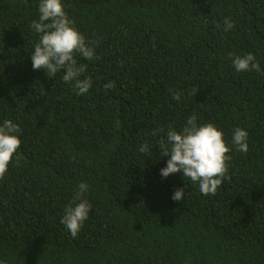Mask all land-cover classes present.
<instances>
[{
	"label": "trees",
	"instance_id": "1",
	"mask_svg": "<svg viewBox=\"0 0 264 264\" xmlns=\"http://www.w3.org/2000/svg\"><path fill=\"white\" fill-rule=\"evenodd\" d=\"M62 3L98 57H75L84 95L32 68L39 0H0V125L22 142L0 179V264H264V0ZM247 53L260 72L235 69ZM193 113L231 149L215 195L160 174L167 132ZM81 182L91 208L73 238L60 220Z\"/></svg>",
	"mask_w": 264,
	"mask_h": 264
},
{
	"label": "clouds",
	"instance_id": "2",
	"mask_svg": "<svg viewBox=\"0 0 264 264\" xmlns=\"http://www.w3.org/2000/svg\"><path fill=\"white\" fill-rule=\"evenodd\" d=\"M38 12L39 20H33L31 24L35 32L40 34L39 42L34 46L30 57L32 68L46 70L48 78L64 70L63 81L72 84L77 95L86 94L92 86L91 77L80 79L87 65H77L75 57L80 55L86 60L98 59L94 47L90 46L94 42H86L84 35L69 19L62 0H39ZM224 24L225 31L234 27L229 19H225ZM232 64L239 72L261 71L252 53L235 56ZM114 87L115 84L111 81L104 85L105 90ZM196 91L197 89L192 91V96ZM172 95L173 99L180 100V92L173 91ZM196 121L197 116L193 113L180 131L169 129L167 143L170 147H164L163 155L170 158L166 162V167L160 169V174L167 177L180 172L183 177L198 183L203 195H215L226 177L227 162L230 159L228 153L231 149L224 140L222 130L212 123L198 126ZM20 132L19 124L12 120L5 119L0 125V179L4 178L9 164L19 153L22 143L18 136ZM247 139L246 130L239 127L234 130L232 143L238 151L248 152ZM140 151H146V147L141 146ZM87 191L88 185L81 182L72 202L65 206L60 220L73 238L77 237L83 223L88 219L91 205L86 199H82ZM172 199L184 200V188L175 189Z\"/></svg>",
	"mask_w": 264,
	"mask_h": 264
}]
</instances>
